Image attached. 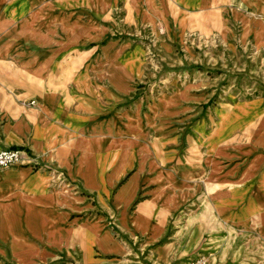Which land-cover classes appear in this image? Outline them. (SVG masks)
I'll list each match as a JSON object with an SVG mask.
<instances>
[{
    "label": "crops",
    "instance_id": "obj_1",
    "mask_svg": "<svg viewBox=\"0 0 264 264\" xmlns=\"http://www.w3.org/2000/svg\"><path fill=\"white\" fill-rule=\"evenodd\" d=\"M4 5L19 78L0 72V145L24 164L0 169V264H176L202 243L226 261L236 242L264 264V0ZM123 58L175 68L158 108L132 100ZM193 63L212 66L175 83ZM227 67L258 76L241 78L257 98L224 90Z\"/></svg>",
    "mask_w": 264,
    "mask_h": 264
},
{
    "label": "rangeland",
    "instance_id": "obj_2",
    "mask_svg": "<svg viewBox=\"0 0 264 264\" xmlns=\"http://www.w3.org/2000/svg\"><path fill=\"white\" fill-rule=\"evenodd\" d=\"M15 3V0H5V5H4V9L3 12H7L8 8L13 6V4ZM7 15V14H6ZM8 16V15H7ZM17 20V19H16ZM117 21H120V18H117ZM13 22H15V20H13ZM12 22V23H13ZM9 23L8 26L5 27L4 32L2 33V31H0V38L3 37V34H7L9 33L8 30L10 28L13 27V24ZM163 27V25H162ZM161 32V31H160ZM118 35H113L112 37L115 38L116 36H120V37H124L126 36L125 33H116ZM7 39H11L8 35L6 36ZM136 38H141V37H136ZM216 46L217 44L213 43V46ZM207 47L205 46H197V50L200 52H204L203 53V57L208 56V50L206 49ZM18 51L16 50L15 52H13V54H11L10 56H8L7 58L3 59L0 61V72H5V74L8 77V81L10 82L11 85H13L16 80H18V76H19V69L15 66V64L12 63V61L15 59V55H17ZM206 66H212L211 63L210 64H191V65H187V67L185 69H188L189 71L192 70V72L190 74H187L183 77H181L180 80H175V83H178L180 86L184 84V82L189 81L190 80V75L197 73L198 71L201 70V68L206 69ZM218 65H214L213 67H217ZM118 67L119 68H123V69H132L134 71H136L137 73V78L134 79V82H132L133 87L134 88H138L137 90V95H135V97L132 100L137 99V97L139 95H141L142 97L146 98L147 95H149L150 97H148L149 101H151L153 98H156L157 96H159L160 94L167 92L170 93L174 90L175 87H173L172 84V79L174 77V75L177 76V74H166V72L170 71V70H174L175 68H164L162 69V64L155 61H152V64H148L145 62H139V61H135V60H125L124 58L119 60L118 62ZM228 70V73L230 76L232 77H238V79L235 80V82H233L234 87L231 88L233 85L231 83V85L228 86V88H223L226 91H230L232 92L233 90H235L238 94V98H244V97H248V95H252L254 98H257V94L258 92L255 91L254 89H251L252 87L248 85H246L245 83L242 82V77H246L249 81H253L255 79L258 78V76L254 75V73H250L248 70L246 71H237V69H232L231 67H227L226 68ZM253 69V68H252ZM163 73L165 72V75H163L161 73V75L159 74L160 72ZM154 74H158V76H155ZM245 78H243L244 80ZM193 80V79H192ZM178 85V86H179ZM177 86V87H178ZM176 87V88H177ZM21 90V89H20ZM19 89L18 87H11L10 89V94H19ZM249 93V94H248ZM225 94V92H224ZM134 95V94H133ZM221 96H223L222 94L220 95H216L213 99V101H219V99L221 98ZM169 98V96L167 94H162L161 96H159L156 100H154L152 102V108H158V106H160V103L165 102L167 99ZM31 99H35V98H26L24 99L22 102L26 103L27 106L31 105ZM142 99V98H140ZM130 100V99H129ZM131 100V101H132ZM212 100L209 102V104L211 103ZM131 103V102H130ZM140 110H141V106L139 108V112L137 113V115H140ZM147 115H149L147 113ZM0 146H3V144H1ZM166 166H170L169 164H167ZM224 181V180H223ZM219 183H221L219 181ZM218 183V184H219ZM223 184H227V181L222 182ZM173 185V183H171ZM215 185V188L217 189L218 192L224 190L225 186H217ZM237 242L235 243L234 247L231 248V252L228 254H225L226 257V261L222 258L220 259V257H222L220 255L221 251H222V246L220 245L218 247L217 252H214V254H210L209 251L203 249V247H205V244L202 243V246H200L198 248V250H196L197 252H195L194 254H190V255H185L184 257H182L181 262H177L176 264H195L197 259L200 257H204L205 258V263L204 264H240V262L237 260L238 255L234 256L233 252L238 250L237 246H236ZM233 258V260L231 259ZM236 258V259H234ZM225 262V263H224ZM45 264H48L46 262H44ZM137 264V263H134ZM139 264V263H138ZM157 264V263H155ZM253 264V263H252Z\"/></svg>",
    "mask_w": 264,
    "mask_h": 264
},
{
    "label": "built area",
    "instance_id": "obj_3",
    "mask_svg": "<svg viewBox=\"0 0 264 264\" xmlns=\"http://www.w3.org/2000/svg\"><path fill=\"white\" fill-rule=\"evenodd\" d=\"M34 103V101H33ZM24 164V150L13 146H0V169H6ZM202 257L195 264H204Z\"/></svg>",
    "mask_w": 264,
    "mask_h": 264
}]
</instances>
